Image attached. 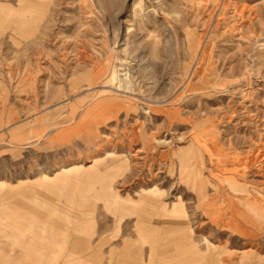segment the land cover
<instances>
[{
    "label": "rangeland",
    "instance_id": "1",
    "mask_svg": "<svg viewBox=\"0 0 264 264\" xmlns=\"http://www.w3.org/2000/svg\"><path fill=\"white\" fill-rule=\"evenodd\" d=\"M118 252L264 264V0H0V264Z\"/></svg>",
    "mask_w": 264,
    "mask_h": 264
},
{
    "label": "crops",
    "instance_id": "2",
    "mask_svg": "<svg viewBox=\"0 0 264 264\" xmlns=\"http://www.w3.org/2000/svg\"><path fill=\"white\" fill-rule=\"evenodd\" d=\"M182 218V217H181ZM183 224H185V223H183ZM185 225H184V227H183V232H181L180 234L182 235V238H180V237H178V238H175V237H171V238H162V239H160V240H158V241H155V243H154V239H150V241H149V243H151V244H153V245H157V246H164V245H166V244H179V245H182L183 243H184V241H187V238H189V233L188 232H186L185 231ZM143 235V237L145 238V240H147V237L144 235V234H142ZM127 246H128V244H127ZM126 246V247H127ZM129 247V246H128ZM88 248H90L89 246H88ZM192 250H193V248H192ZM187 253H189V252H186V254ZM115 255H117V257H116V259H114V258H111V260L113 261V263L112 264H120L119 263V261H118V259L120 258L121 259V257L122 256H124L123 255V253L122 252H118V253H116ZM191 255V254H190ZM248 255V254H247ZM119 257V258H118ZM247 257H249V256H247ZM247 257H246V255H243V259H247ZM190 261H193V258L192 259H189V262ZM117 262V263H116ZM183 263V261H181V262H178L177 264H182ZM221 263V262H220ZM133 264V263H132Z\"/></svg>",
    "mask_w": 264,
    "mask_h": 264
},
{
    "label": "bare ground",
    "instance_id": "3",
    "mask_svg": "<svg viewBox=\"0 0 264 264\" xmlns=\"http://www.w3.org/2000/svg\"><path fill=\"white\" fill-rule=\"evenodd\" d=\"M63 172V171H62ZM177 206V205H176ZM176 206H175V208H174V210L173 211H175L176 212ZM248 255H246V257H247Z\"/></svg>",
    "mask_w": 264,
    "mask_h": 264
}]
</instances>
